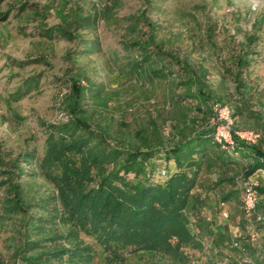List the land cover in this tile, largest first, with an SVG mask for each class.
<instances>
[{
    "label": "rangeland",
    "instance_id": "374dc122",
    "mask_svg": "<svg viewBox=\"0 0 264 264\" xmlns=\"http://www.w3.org/2000/svg\"><path fill=\"white\" fill-rule=\"evenodd\" d=\"M87 14L97 16L94 24L76 21ZM41 28H49L52 35L41 36ZM56 29L71 37L54 33ZM149 36L157 44L150 48L159 47L185 59L191 69L204 71L201 79L229 111L244 107V114L235 117L233 125L257 131L258 147L264 149V0H0V157L15 161L24 152L34 156L28 166L18 162L32 174L16 175L12 170L9 179L0 167V202L12 195L9 185L17 182L25 207L23 213L4 216L0 204V258L4 263L12 262L15 247L25 237L22 220L44 215L42 207L54 192L39 168L44 140L39 121L58 123L69 117L64 105L67 77H80L86 89L80 109L102 127L109 142L135 146L140 137H147L150 142L160 138L169 145L179 140V131L189 134L199 129L200 125L190 121L196 116L191 100L178 101L181 87L174 85L181 76L151 79L128 70V54L121 44L144 42ZM243 49L254 52L246 56L250 63L241 78L249 88L241 96L233 88L231 73L234 58ZM29 79L37 82V88L14 99L11 93ZM244 167V162L233 170L216 164L209 170L203 168L198 177L202 184L198 189L208 195L209 203L199 213L215 224L226 223L229 244L213 245L206 229L199 227L203 247H184L185 262L126 251L121 262L111 264H264L257 261L264 250V227L243 225L238 196L221 209L228 218L220 214L218 203L225 191L233 190L232 181L210 189L216 178L242 176ZM238 234L242 239L236 247L231 242ZM79 237L94 249L89 264H108L106 253L92 237L83 233ZM242 243L254 252L241 249Z\"/></svg>",
    "mask_w": 264,
    "mask_h": 264
},
{
    "label": "trees",
    "instance_id": "16d2710c",
    "mask_svg": "<svg viewBox=\"0 0 264 264\" xmlns=\"http://www.w3.org/2000/svg\"><path fill=\"white\" fill-rule=\"evenodd\" d=\"M79 20L84 25H92L97 16L87 14L76 19ZM39 31L48 38L53 33L49 28ZM54 33L71 37L63 29H56ZM250 41L252 37L248 38ZM151 45H157L152 36L144 42L121 44L128 54L125 62L128 70L151 79L169 74L181 76L174 85L181 87L178 101L191 100L196 116L190 121L194 126L200 125L199 129L189 134L179 131V140L169 145H164L160 138L150 142L147 137H140V144L135 146L109 142L102 127L85 117L80 109L86 90L79 83L80 77H67L69 91L64 96V105L69 117L58 123L39 121L44 134L39 168L53 185L54 192L42 207L44 215L22 220L25 237L15 247L10 264H89L94 249L83 243L80 233L94 239L106 253L108 264L121 262L126 251L156 253L169 260L185 262L184 247H203L199 227L206 229L204 232L213 245H227L226 223L215 224L212 218L199 213L209 204L208 195L198 189L202 186L199 174L203 168L209 170L216 164L233 170L240 162L245 163L242 176L258 180L256 212L264 216V159L257 158H264V149L261 150L258 143L240 144L235 156L221 149L213 140V128L207 127V123L212 104L223 105L225 101L201 79L204 71L193 70L185 59H178L159 47L150 48ZM253 52L243 49L234 58L233 88L241 96L249 88L241 73L250 63L247 54ZM35 88L37 82L29 79L11 95L18 99ZM242 108L234 106L230 110L231 117L244 114ZM33 158L30 152L18 154L15 161L0 157L2 173L9 179L12 170H16V175L32 174L18 162L28 166ZM161 167L163 174L159 172ZM258 170L261 176L252 177ZM235 177L216 178L210 189L222 182L234 184ZM9 188L12 195L0 202L4 216L23 213L20 184L13 182ZM236 196L239 198L233 185V190L225 191L221 200L227 202ZM241 219L246 226L242 215ZM250 226L264 227L255 222ZM241 239L238 238V242ZM247 248L254 252L246 243L241 244V249ZM261 252L258 263L264 261V250ZM0 264L6 263L0 258Z\"/></svg>",
    "mask_w": 264,
    "mask_h": 264
},
{
    "label": "built area",
    "instance_id": "2783aa9c",
    "mask_svg": "<svg viewBox=\"0 0 264 264\" xmlns=\"http://www.w3.org/2000/svg\"><path fill=\"white\" fill-rule=\"evenodd\" d=\"M211 117L208 120L207 127L213 128V140L220 145V148L231 155H236L240 148V144L254 145L259 139V133L254 130H241L237 129L233 125V118L230 115V111L225 104L214 102L211 106ZM260 161L263 157H257ZM160 174L164 173V170H159ZM234 188L237 190L240 201V212L243 219L246 222V226H250L253 222L264 225V216L256 212L257 204V187L259 182L255 178L244 177L238 175L234 178ZM220 208V214L223 218H227V212L224 209L225 202L220 201L218 203ZM250 238H254V234H249ZM241 235L238 234L231 244L238 247V238Z\"/></svg>",
    "mask_w": 264,
    "mask_h": 264
},
{
    "label": "crops",
    "instance_id": "0c3cea01",
    "mask_svg": "<svg viewBox=\"0 0 264 264\" xmlns=\"http://www.w3.org/2000/svg\"><path fill=\"white\" fill-rule=\"evenodd\" d=\"M261 174H262V172L261 171H259V175L257 174V171L256 172H254L251 176L253 177H258V176H261Z\"/></svg>",
    "mask_w": 264,
    "mask_h": 264
}]
</instances>
